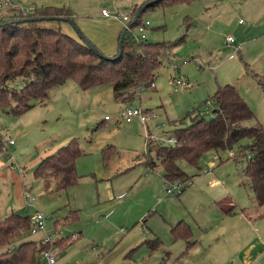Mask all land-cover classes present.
<instances>
[{
    "label": "rangeland",
    "instance_id": "374dc122",
    "mask_svg": "<svg viewBox=\"0 0 264 264\" xmlns=\"http://www.w3.org/2000/svg\"><path fill=\"white\" fill-rule=\"evenodd\" d=\"M151 1L11 3L23 11L65 6L73 9L70 11L75 17L92 19L100 18L101 11L106 10L132 20L137 13L134 11ZM140 19L150 23L148 43L169 44V49L166 46L162 51L154 89L131 103H121L114 99L110 85L83 91L75 82L67 81L48 91L46 103H36L20 116L0 110V138L7 143L13 141L0 155V218L12 212L23 216L41 212L46 218V232L52 238L43 250L55 256V264H159L160 260L163 264H264V260L256 261L264 249L247 224L239 226L247 232L248 244L254 249L251 255L240 254L234 248L221 249V238L213 239L226 224L238 221L241 209L251 212L246 217H252L255 210L264 211V206L255 207L251 202L253 195L243 176L245 159L235 161L231 157L234 152L210 151L203 155L198 169L178 163L192 177L185 184L176 181L183 185L180 196L166 195V186L176 182H164L154 152L150 157L156 162L155 170L144 165L147 132L150 136L164 135L174 128V122L183 119L187 126V113L201 106L219 87L236 88L255 115L249 126L264 124V93L259 80L264 79V0H195L191 4L148 9ZM75 25L85 36L80 25ZM60 27L78 38L66 23ZM227 38L233 41L228 43ZM172 79L184 82L177 92L168 84ZM127 107L139 108L152 117L146 124L137 118L127 123L121 116ZM212 109L210 104L202 107L203 119L212 118ZM71 140L77 141L83 154L76 161L78 185L58 193L51 185L46 192L44 182L34 173L42 159ZM104 150L108 154L106 163ZM215 180L220 184L210 187ZM25 193L36 200L26 205ZM224 197L238 206L234 219H223L214 206ZM181 220L190 224L199 240L185 255V242L174 241L170 232ZM156 237L161 248L150 255L140 245ZM44 238L43 234L28 232L23 240L41 246ZM4 250L10 248H1L0 254ZM164 252H170L171 257L164 258ZM39 258L40 255L38 264H46Z\"/></svg>",
    "mask_w": 264,
    "mask_h": 264
},
{
    "label": "trees",
    "instance_id": "16d2710c",
    "mask_svg": "<svg viewBox=\"0 0 264 264\" xmlns=\"http://www.w3.org/2000/svg\"><path fill=\"white\" fill-rule=\"evenodd\" d=\"M194 1L152 0L140 14L137 25L143 22L140 17L148 9L191 4ZM8 13L11 14L0 19V110L12 116L22 115L36 103H46L48 91L67 81L75 82L83 91L110 85L116 101L131 103L143 92L154 89L156 72L162 64V51L166 46L169 49V44L164 42L136 45L125 36L120 55L119 48L114 54L105 55L81 33L97 50L96 53L79 37L75 39L62 31L61 23L73 21V13L66 7L41 6L28 11L11 7L5 14ZM259 80L264 93V79ZM208 104L213 106V116L205 120L201 111ZM186 117L190 120L187 126L183 125V119L174 122V128L164 133L174 139L172 143L149 141L150 133L147 132L144 165L155 170L158 162L166 184L176 181L185 184L192 177L178 163L185 162L198 169L201 158L210 151L234 152L231 157L235 161L245 159L243 176L253 195L254 206L262 207L264 124L256 122L252 126L248 125L249 121L256 118L236 88L230 85L219 87L201 106L187 113ZM243 141L246 143L243 144ZM109 152L115 154L116 151L112 148ZM151 152L155 153L156 162L151 159ZM82 155L77 141L71 140L42 159L34 175L44 182L46 192L51 185L57 193L65 191L78 185L76 161ZM103 158L106 163L108 154L105 150ZM220 204L224 213L234 208L225 203ZM29 221L30 216H23L19 212L0 218V249L10 248L0 254V264H38V255L48 246L23 240L29 230ZM170 232L174 241L182 240L186 243L182 254H187L192 246L189 226L180 222ZM140 246H144L152 255L161 248V241L158 238L144 240ZM168 257L170 254L167 252L164 258ZM159 264H163V261Z\"/></svg>",
    "mask_w": 264,
    "mask_h": 264
},
{
    "label": "crops",
    "instance_id": "0c3cea01",
    "mask_svg": "<svg viewBox=\"0 0 264 264\" xmlns=\"http://www.w3.org/2000/svg\"><path fill=\"white\" fill-rule=\"evenodd\" d=\"M66 8H68L69 10H73L70 7H66ZM100 15H101L100 18L92 19L91 17H87V16L80 17V18L75 17V15L73 13V22L74 23L76 22L80 25L81 30L84 32L85 36L103 54L112 55L117 51L119 35H120L121 31L123 30L124 24H122V22H120L119 20H117L115 18H105L102 16L101 13H100ZM94 23H98V24L95 25ZM66 24L68 26H70L68 23H66ZM92 25H94V26H92ZM103 25H104V27H103ZM97 27L99 28L98 30L95 29ZM93 29H94V31H93ZM66 33L68 35H70L71 37L77 39V36H75L72 31H70V32L66 31ZM97 88H99V87H97ZM206 172L208 173L207 170H206ZM207 173H203V175H206ZM210 183H214V186L220 184L217 180L211 181ZM214 186H210V187H214ZM220 203H225V205H227L229 207L233 206L234 208L231 212L224 213L221 210V206H220L221 204ZM214 206L217 208V210L222 215H224L223 219H234L236 217L235 211L238 208V206L235 205V203H232V199L230 200L229 197H224V198L220 199L219 201H216L214 203ZM250 210H253V209H250ZM258 211L257 210H255L254 212L252 211L253 212L252 217H246L245 215L246 214L249 215V213H251V212L249 211V213H247L245 211V209H241L240 212L242 213V216L240 215V217L238 218V221H236V219L234 221L231 220L233 222H229L230 223L229 225H227V224L225 225V229L220 230V233L215 234L213 239L219 240L221 238L220 240H222L220 242V243H222L221 244L222 246L220 248L221 249L234 248L235 251H238V252L240 251L239 252L240 254L245 253L246 256L252 254V250L254 251V249L252 247H250V244H248L247 235H246L247 232H246V230H244L243 226H241V227L239 226L240 223H242V224H247V226L255 232V234L259 237V243H261L262 248L264 249V229H262V227H264V223L260 224L261 221H264V211L263 212H258ZM180 222L185 223L187 226H189V228L192 231V238L190 239V243H192V249H193L194 247H196L198 245L199 240L195 239L194 233H193V230H192V227L190 226V224H188L184 220H181L178 223H180ZM178 223H176V224H178ZM215 231H217V230H215ZM185 247H186V243H185ZM208 248L210 249L211 245ZM165 253H167V252H164V255H165ZM168 253L170 254V257H171V253L170 252H168ZM164 255H163V257H164ZM257 255L259 258L256 259V261L260 260L262 262L264 260V252L260 251ZM39 259H41V258H39ZM42 261H44V260H42ZM160 262H161V260H160ZM174 262H175V260H174ZM55 263H56V261H55Z\"/></svg>",
    "mask_w": 264,
    "mask_h": 264
},
{
    "label": "built area",
    "instance_id": "2783aa9c",
    "mask_svg": "<svg viewBox=\"0 0 264 264\" xmlns=\"http://www.w3.org/2000/svg\"><path fill=\"white\" fill-rule=\"evenodd\" d=\"M11 7H16V5L11 3V0H0V19L3 16V14H5V12ZM101 14L105 18H115L120 22H122V24H124L123 29L126 30V36H128L129 40L132 43L136 45H142L144 43H147L146 33L148 31V27L150 26L149 22H142L139 25L136 24L133 27H129L131 20L126 16H122L119 13L113 15L106 10H102ZM232 41L233 40L231 38H227L228 43ZM168 84L169 86L173 87L174 92H177V90H179L181 87L184 86V82L182 80H177V79L170 80ZM121 116L125 119V122L127 123L131 122L134 118H137L142 124H146L147 121L152 117L151 114L144 113L141 109L136 107L125 108L124 110H122ZM158 128H161V126H158ZM150 139L156 142H167V143H172L174 141L172 137L165 135H152L150 136ZM4 140H5L4 138L3 139L0 138V147L2 152H6L9 146L13 145V141H8L7 143ZM210 186H214V183H210ZM182 190H183V185L176 182V183L168 184L166 186L165 193L168 196H180L182 194ZM35 200L36 198L34 196H31L28 193L24 194V201L26 205H29ZM28 232L30 235L43 234L45 238L41 242V245L49 244L52 241L51 236H49L46 232V218L39 211H35L33 215L30 216ZM39 255L41 256V259L46 262V264L55 263V256L52 255L47 250H42Z\"/></svg>",
    "mask_w": 264,
    "mask_h": 264
},
{
    "label": "water",
    "instance_id": "95a60500",
    "mask_svg": "<svg viewBox=\"0 0 264 264\" xmlns=\"http://www.w3.org/2000/svg\"><path fill=\"white\" fill-rule=\"evenodd\" d=\"M158 0H154V2H157ZM151 3H147L144 6H142L136 13L135 17L133 18L132 22L129 24V27H133L137 24V21L139 19L140 14L150 5ZM68 24L75 30L76 34L78 37L82 40V42L88 46L90 49L94 50L97 53V50L93 47V45L81 34L80 30L77 28L75 23L70 20ZM126 36V30L124 29L121 33L119 43H118V48H119V55L122 53V47H123V41ZM100 57H103L101 54L98 53Z\"/></svg>",
    "mask_w": 264,
    "mask_h": 264
}]
</instances>
